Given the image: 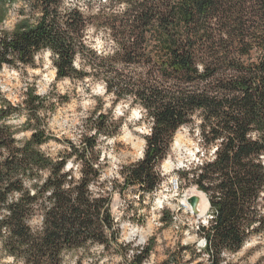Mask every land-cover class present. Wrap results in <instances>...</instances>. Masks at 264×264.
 Wrapping results in <instances>:
<instances>
[{"label": "trees", "instance_id": "obj_1", "mask_svg": "<svg viewBox=\"0 0 264 264\" xmlns=\"http://www.w3.org/2000/svg\"><path fill=\"white\" fill-rule=\"evenodd\" d=\"M12 7L17 20L6 31ZM93 27L112 37L109 50L91 47ZM254 48L260 59L243 62ZM42 52L50 53L57 81L99 79L112 105L139 106L151 128L142 159L123 168L108 192L98 139L115 135L119 123L97 107L78 144L66 142L51 156L41 150L50 140L47 98L34 89L20 104L1 98L0 264H68L70 254L95 245L112 248L119 264H142L153 247L133 252L119 242L112 195L152 196L183 126H195L203 158L177 171L180 192L202 193L210 217L198 226L203 249L190 255L192 246H178L161 264L202 254L223 264L250 237H264V0H108L95 14L76 0H0V68L35 67ZM35 217L42 221L33 227Z\"/></svg>", "mask_w": 264, "mask_h": 264}, {"label": "rangeland", "instance_id": "obj_2", "mask_svg": "<svg viewBox=\"0 0 264 264\" xmlns=\"http://www.w3.org/2000/svg\"><path fill=\"white\" fill-rule=\"evenodd\" d=\"M76 1L93 14L108 4V0ZM16 20L17 16L12 7L10 17L1 27L10 31ZM87 36L91 47L97 52L109 50L112 46V37L102 29L93 27ZM260 55V51L254 48L249 56L241 59L245 63H256ZM55 76L49 52H42L37 56L35 67L3 65L0 68V99H6L15 105L20 104L29 89H34L39 97L47 98L48 111L44 115L43 128L48 132L50 140L41 150L51 156L64 150L66 142L77 145L85 132L86 119L95 108L100 107V113L119 123L116 134L108 138L100 137L97 147L98 163L103 168L101 183L106 191L111 192L115 182L121 183L119 172L142 159L144 138L150 133L151 121L145 117L139 106L128 100L112 105L113 99L105 95L104 83L99 79L87 77L83 81H57ZM24 120L21 116L11 119L9 123L18 125ZM29 135L28 132L19 133L17 138ZM213 152L214 150L210 154ZM202 153L195 126L180 127L174 134L168 154L158 168L162 179L155 193L141 198L136 191L128 189L123 196L116 193L112 195L110 210L118 229L119 242L129 245L133 252L141 250L149 243L153 247L142 264H161L167 256H173L178 246H192L187 249L190 255H196V249H203L204 241L197 232L198 226L205 225L209 219V210L200 217L191 208L187 209L190 193L195 188H186L180 192L176 177L177 171L202 159ZM67 168H71L75 176L78 175L71 162L67 163ZM97 189L95 185L92 190L96 192ZM41 221L40 217H35L31 226H39ZM131 250L127 257L132 256ZM76 259H81V264L120 263V256L112 248H103L100 245L92 246L89 252L70 254L68 264H74ZM189 259V255L184 256L177 260V264H208L205 254L197 257L194 262ZM223 264H264V237H250L240 251L226 256Z\"/></svg>", "mask_w": 264, "mask_h": 264}, {"label": "bare ground", "instance_id": "obj_3", "mask_svg": "<svg viewBox=\"0 0 264 264\" xmlns=\"http://www.w3.org/2000/svg\"><path fill=\"white\" fill-rule=\"evenodd\" d=\"M190 194L191 197L197 198L196 215L200 217L206 215V213L208 212V202L206 200V197L202 193L198 192L196 189H194V191H192ZM186 208L190 209V204H188Z\"/></svg>", "mask_w": 264, "mask_h": 264}, {"label": "water", "instance_id": "obj_4", "mask_svg": "<svg viewBox=\"0 0 264 264\" xmlns=\"http://www.w3.org/2000/svg\"><path fill=\"white\" fill-rule=\"evenodd\" d=\"M188 202L190 203V208L192 210L193 213H196V207H197V198L196 197H190L188 199ZM208 202V201H207Z\"/></svg>", "mask_w": 264, "mask_h": 264}, {"label": "flooded vegetation", "instance_id": "obj_5", "mask_svg": "<svg viewBox=\"0 0 264 264\" xmlns=\"http://www.w3.org/2000/svg\"><path fill=\"white\" fill-rule=\"evenodd\" d=\"M207 199V198H206Z\"/></svg>", "mask_w": 264, "mask_h": 264}]
</instances>
